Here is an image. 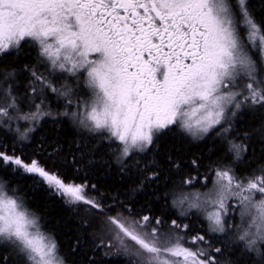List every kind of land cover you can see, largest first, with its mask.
<instances>
[{"label": "snow or ice", "instance_id": "obj_1", "mask_svg": "<svg viewBox=\"0 0 264 264\" xmlns=\"http://www.w3.org/2000/svg\"><path fill=\"white\" fill-rule=\"evenodd\" d=\"M173 134L213 142L206 174L155 158ZM111 162L171 184L152 192L170 214L106 208L73 175ZM38 193L96 213L78 264H264V0H0V264H70Z\"/></svg>", "mask_w": 264, "mask_h": 264}, {"label": "trees", "instance_id": "obj_2", "mask_svg": "<svg viewBox=\"0 0 264 264\" xmlns=\"http://www.w3.org/2000/svg\"><path fill=\"white\" fill-rule=\"evenodd\" d=\"M54 135L61 141H65L67 150H71L74 136L69 128L54 130L51 124H45L36 133L38 140L46 138L49 144L54 143L52 139ZM214 153L215 147L212 141L196 145L190 143L187 139L180 138L179 135L173 134L166 135L160 141V150L155 158L163 163L168 154L174 157H200L202 164L205 166L201 168V175H203L206 174V166L211 164L213 159H216ZM65 155H67V151ZM256 155L259 156V153ZM144 159L148 160L149 157L145 156ZM81 167L84 169V175L73 173V175L77 176V182L87 180L90 184H96L98 193L96 198L104 202L106 208L111 206L120 211L121 205H128L136 214L146 213L149 210L157 215L170 214L165 207L164 201L157 200L153 197L152 192H157L161 196L164 193H171L174 191L171 184L165 187L163 182H160L159 187L154 186L148 188L146 192H141L136 189V185L139 183V176L135 170L133 172H121L115 162H111L106 167H91L90 164L89 166L81 165ZM187 170L191 171L190 165L187 166ZM29 197L31 207L46 219L47 227L55 233L62 250L68 256L70 264L72 261H77L78 264V257L71 252L73 239L77 235L87 238L88 235L98 230V224L93 221L96 213L89 210L86 205H67L59 199L49 198L44 194L38 193L35 197L29 194ZM170 199L171 197L169 196ZM102 218L100 219L103 220ZM90 221H93L92 226L86 228L85 224Z\"/></svg>", "mask_w": 264, "mask_h": 264}, {"label": "bare ground", "instance_id": "obj_3", "mask_svg": "<svg viewBox=\"0 0 264 264\" xmlns=\"http://www.w3.org/2000/svg\"><path fill=\"white\" fill-rule=\"evenodd\" d=\"M120 205V204H119ZM134 205V204H133ZM109 206V205H108ZM113 206V205H112ZM111 207V206H110ZM117 207V206H116ZM103 219V218H102Z\"/></svg>", "mask_w": 264, "mask_h": 264}]
</instances>
